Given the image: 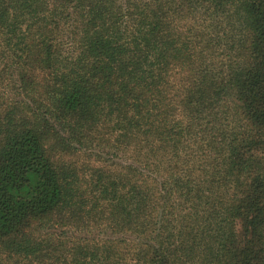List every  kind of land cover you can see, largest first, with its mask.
I'll return each mask as SVG.
<instances>
[{
  "label": "trees",
  "instance_id": "obj_1",
  "mask_svg": "<svg viewBox=\"0 0 264 264\" xmlns=\"http://www.w3.org/2000/svg\"><path fill=\"white\" fill-rule=\"evenodd\" d=\"M0 264H264V0H0Z\"/></svg>",
  "mask_w": 264,
  "mask_h": 264
}]
</instances>
